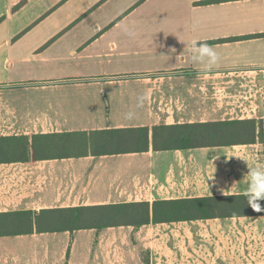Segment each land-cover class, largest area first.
I'll return each instance as SVG.
<instances>
[{
  "label": "crops",
  "instance_id": "crops-1",
  "mask_svg": "<svg viewBox=\"0 0 264 264\" xmlns=\"http://www.w3.org/2000/svg\"><path fill=\"white\" fill-rule=\"evenodd\" d=\"M194 38L217 51L219 67L201 71L192 61ZM128 79L148 94L133 120L109 111L79 123L72 106L80 103L81 91ZM24 82L38 91L43 108L33 111L35 102L5 91ZM208 85L264 87V0H0V137L26 136L31 142L33 135L67 133L70 140L62 156L34 159L29 146L27 160L0 161V213L228 195L243 186L248 167H264L259 141L152 150L153 125L218 116L264 120V102L256 98L155 109L162 89ZM144 126L146 151L93 155L88 147L78 155L72 145L74 132L89 136ZM212 152L210 159L202 158ZM197 162L200 170L214 162V180L201 171L198 182L185 178L181 169ZM0 264H264V213L100 231L33 229L0 236Z\"/></svg>",
  "mask_w": 264,
  "mask_h": 264
},
{
  "label": "trees",
  "instance_id": "trees-1",
  "mask_svg": "<svg viewBox=\"0 0 264 264\" xmlns=\"http://www.w3.org/2000/svg\"><path fill=\"white\" fill-rule=\"evenodd\" d=\"M264 124V121H260ZM257 120L223 119L204 122L157 124L151 127L153 151L188 150L200 147H217L234 144H250L256 141ZM259 134V133H258ZM260 134L264 135L261 128ZM60 134L0 137V161H24L28 159V147L34 159L52 155H65L70 140ZM72 141L78 155L89 151L93 155L146 151L149 137L147 127L116 128L86 132H74ZM58 149L54 153L55 147ZM264 207V200L260 201ZM264 212L254 211L239 195H208L198 197L155 199L92 206L15 211L0 213V236L35 232L74 231L93 228L100 231L110 226L140 227L149 223L194 221L210 218L251 216Z\"/></svg>",
  "mask_w": 264,
  "mask_h": 264
},
{
  "label": "rangeland",
  "instance_id": "rangeland-1",
  "mask_svg": "<svg viewBox=\"0 0 264 264\" xmlns=\"http://www.w3.org/2000/svg\"><path fill=\"white\" fill-rule=\"evenodd\" d=\"M129 81L116 83L112 85L111 87L101 84L99 86H94L95 90L88 89V91L80 92L79 96V104L76 106V103L72 106V112L77 113L78 119L80 120L79 123L84 124L87 123L89 118H92L94 113H101V112H109L111 115H120V117H123V114L132 111L137 114L139 111L136 106V98L138 95L142 94L141 90L135 86L134 83H132L131 79H128ZM28 82H24L22 84H16L11 89H6L5 91H8L9 93L14 94L15 96L21 98V100H26L27 97L35 102L34 105H31V108L33 111H36L39 108H43V104L38 103V96H36V93H38L37 90L34 89H28L27 86ZM25 84V85H24ZM28 93H30V96H28ZM160 104L155 106V109L158 111L171 109H184L186 107H192L198 108V103H206L207 106H215V104H219L222 100H229L233 101L234 98L239 99L240 101H246V98L254 99L256 98L259 101L264 102V87L260 86V88H243V89H213L209 85L207 88L201 90L196 88H191L189 90L185 88H179L176 86L175 89L172 88H165L161 90L160 93ZM233 95H236L238 97H233ZM83 96V98H82ZM74 97V96H73ZM76 99H74V102ZM200 101V102H198ZM186 103H193V105H186ZM157 104V103H156ZM67 106H64V108ZM77 107V108H76ZM150 107V106H147ZM211 108V107H210ZM208 107V110H211ZM191 109V108H187ZM70 111V108H68V112ZM208 118H215V115L208 113ZM217 117V116H216ZM219 120L221 116H218ZM217 117V118H218ZM257 120V128H256V141H259V143H262V146H258L259 148H262L261 153H264V135L260 134L261 128L264 129V124L260 121H264L262 119H255ZM211 121V120H208ZM162 122V120L160 121ZM259 133V134H258ZM255 141V142H256ZM260 152V151H259ZM213 155L212 153H207L206 155H203L202 158L210 159ZM206 156V157H205ZM214 163V162H213ZM211 164L205 168L200 170L198 168L199 163L197 162L196 165H192L191 167L187 166V170L185 168L181 169L183 171V174L186 173L185 178H190L192 180L197 181L199 179V173H204L205 179L209 181L214 180L215 178V165ZM206 172V173H205ZM181 177H184V175H180ZM198 182V181H197Z\"/></svg>",
  "mask_w": 264,
  "mask_h": 264
},
{
  "label": "clouds",
  "instance_id": "clouds-1",
  "mask_svg": "<svg viewBox=\"0 0 264 264\" xmlns=\"http://www.w3.org/2000/svg\"><path fill=\"white\" fill-rule=\"evenodd\" d=\"M124 33L128 36L133 35V31L128 27L124 28ZM170 51L175 52V49H170ZM190 51L192 53V61L199 66L201 71H212L219 67V54L208 43L194 38L190 44ZM147 99V93L138 95L136 106L138 108L143 107ZM134 117L135 113L132 111L123 114V119L128 121L133 120ZM237 192L246 199L247 204L254 211L264 212V207L260 203V201L264 200V167H248L247 177L243 180V186L237 184V188L233 192L228 193V195H236Z\"/></svg>",
  "mask_w": 264,
  "mask_h": 264
}]
</instances>
